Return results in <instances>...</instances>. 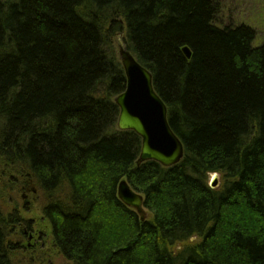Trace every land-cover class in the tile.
<instances>
[{
  "label": "trees",
  "instance_id": "1",
  "mask_svg": "<svg viewBox=\"0 0 264 264\" xmlns=\"http://www.w3.org/2000/svg\"><path fill=\"white\" fill-rule=\"evenodd\" d=\"M220 12L219 0H0V194L36 185L66 260L264 264V43ZM119 34L168 108L178 165L138 166L141 137L118 129ZM123 180L146 222L119 199ZM6 206L0 264H28L18 241L32 221Z\"/></svg>",
  "mask_w": 264,
  "mask_h": 264
},
{
  "label": "water",
  "instance_id": "2",
  "mask_svg": "<svg viewBox=\"0 0 264 264\" xmlns=\"http://www.w3.org/2000/svg\"><path fill=\"white\" fill-rule=\"evenodd\" d=\"M118 36L122 39V34ZM183 52L188 59L191 58L188 47ZM119 58L127 78V88L115 99L120 108L118 129L133 131L141 137L142 149L137 165L148 161L167 168L178 165L184 158V145L170 126L168 108L154 89L152 73L136 60L123 41L119 43ZM219 176L213 174L210 180L214 190L220 187ZM215 179L217 181L213 183ZM118 197L140 216L142 222L147 221L144 196L134 191L126 180L119 184Z\"/></svg>",
  "mask_w": 264,
  "mask_h": 264
},
{
  "label": "rangeland",
  "instance_id": "3",
  "mask_svg": "<svg viewBox=\"0 0 264 264\" xmlns=\"http://www.w3.org/2000/svg\"><path fill=\"white\" fill-rule=\"evenodd\" d=\"M219 2H221V12L218 18L220 23L218 24L247 25L257 31L256 44L264 43V0H219ZM121 41L123 39L119 37L117 42L118 55L119 43ZM212 176L213 174L209 176V181L212 179ZM12 181L14 184L21 183L18 175H14ZM216 181L215 179L213 183ZM219 183L221 187L223 184L221 175L219 176ZM0 204H7L5 208L10 206L9 209H13L18 205L19 215L26 220L32 221V231L29 228L23 227L22 230H24L26 238L18 241L22 246L23 260L26 261H23V263L74 264L66 260L53 244L51 226L44 219L42 212L45 200L41 192H38L36 185L31 184L26 191L21 189L12 192H2L0 194ZM238 213V217H240L242 212ZM243 215L244 213L241 216ZM148 217L151 218L149 214ZM31 234L33 238L29 240L28 238ZM196 240L197 238H193L191 242L194 243ZM185 246L186 244H177L176 249L180 252Z\"/></svg>",
  "mask_w": 264,
  "mask_h": 264
},
{
  "label": "flooded vegetation",
  "instance_id": "4",
  "mask_svg": "<svg viewBox=\"0 0 264 264\" xmlns=\"http://www.w3.org/2000/svg\"><path fill=\"white\" fill-rule=\"evenodd\" d=\"M32 238H33V235L31 234V235L29 236V240H32Z\"/></svg>",
  "mask_w": 264,
  "mask_h": 264
}]
</instances>
